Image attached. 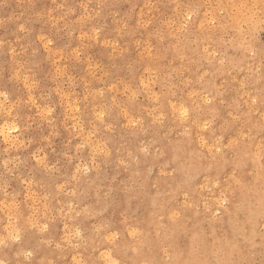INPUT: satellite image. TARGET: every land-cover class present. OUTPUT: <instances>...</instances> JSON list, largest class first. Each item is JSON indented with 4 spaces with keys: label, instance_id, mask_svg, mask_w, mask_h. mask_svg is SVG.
Masks as SVG:
<instances>
[{
    "label": "rangeland",
    "instance_id": "374dc122",
    "mask_svg": "<svg viewBox=\"0 0 264 264\" xmlns=\"http://www.w3.org/2000/svg\"><path fill=\"white\" fill-rule=\"evenodd\" d=\"M227 3L0 0V91L7 92L10 107L17 105L9 122L20 130L11 134L20 142L15 145L0 136V236L19 230L22 237L0 248V258L9 264H73V256L95 261L106 248L94 229L105 224L119 233V258L129 264L264 260V182L256 155L264 115L251 103L264 88V31L256 35L257 55L250 57L239 47L238 26L222 27L221 6ZM47 40L53 41L51 52L44 47ZM57 68L66 75L57 76ZM149 76L156 83L136 97L134 111L109 119L98 131L96 112L124 109L128 95L122 85L134 87ZM25 78L35 87H25ZM155 96L161 97L159 105ZM206 98L217 108L208 130L181 124L171 110L181 102L190 109L200 105L201 115L212 120ZM49 107L51 124L39 114ZM238 108L244 110L239 127L228 139L239 135V146L227 156L209 151L213 131L219 134L227 113L235 117ZM153 110L161 121L153 123ZM128 119L141 125L133 128ZM245 128L247 135L241 134ZM89 133L93 146L78 151ZM201 135L210 146H202ZM145 147L146 153L140 151ZM37 152L48 168L36 163ZM84 165L90 172L77 174L76 166ZM221 193L230 206L212 219ZM174 212L182 216L178 223L170 219ZM44 223L49 227L41 231ZM65 225L70 232L79 228L85 239L69 242Z\"/></svg>",
    "mask_w": 264,
    "mask_h": 264
},
{
    "label": "snow or ice",
    "instance_id": "6c2138e0",
    "mask_svg": "<svg viewBox=\"0 0 264 264\" xmlns=\"http://www.w3.org/2000/svg\"><path fill=\"white\" fill-rule=\"evenodd\" d=\"M63 7V5L61 6ZM191 14L188 15L187 19L191 20ZM212 26H215L216 21H210L209 22ZM183 27H187V25H184ZM201 29H204V25L201 24L200 25ZM91 38V37H90ZM99 37L97 36L96 39H98ZM158 38L162 39L163 37H159ZM46 38L41 36L40 40L41 42H43ZM50 45H53V41L52 40H47V43H44V47L46 49L49 50V52H51V48L49 47ZM240 49L249 53L250 57H255L257 55V49L255 47L249 49L245 44H241L239 45ZM204 52L207 53L209 56L214 55L212 52L209 51L208 48L204 49ZM75 56L76 58H79L81 56V52L79 50L75 51ZM260 56L262 61H264V48H262L260 50ZM219 63L221 66L224 65L225 60L224 59H220ZM66 75V73L61 69V68H57V76H63ZM20 74L17 73V78H19ZM69 79H71V77H69ZM201 79H204V77H201ZM156 83V79L153 78L152 76H149L147 78V81H140L138 84H136L134 87L133 86H129V85H122L124 87V91L125 94L128 95V105H126V107L124 109H120L119 107H115L113 108L111 111L106 110V109H101L99 111L96 112L95 114V121L98 122L99 124V130H102L103 127L105 126L106 122L109 119H112L114 117H119V116H124V117H128L129 112L134 111V107H135V102H136V97L144 92V91H151L152 86ZM261 83L264 84V72H262V76H261ZM25 87L29 88V90H31L32 87H35L34 83H29L28 79L25 78ZM115 87V85L113 86ZM247 87V85L245 83H241V88ZM0 94H5V97H8L7 92L4 91H0ZM98 95L103 96L104 92L101 91L100 93H98ZM192 96L195 97L197 96V93H192ZM29 101L32 104H36L35 99H33L31 96L28 97ZM153 99L156 101L157 105L160 104L161 102V97L160 96H155L153 97ZM164 101H167V96L164 97ZM22 103V101H21ZM193 103H195V101L193 100ZM251 103L253 105L259 104L260 105V112L262 115H264V88L261 89L260 91V95L255 98L252 99ZM203 104L204 106L208 109L209 112H211L212 114V120L209 119H205L201 113L203 111V109L200 108V105H196L195 108L190 109V107H186L184 102L179 103V105L177 104H173L172 110H173V114L177 115V118L180 120L181 124L184 123H190L193 127H198L201 130H208L211 126H212V121L216 120V116H217V108L213 106V100L212 99H204L203 100ZM71 107V105H70ZM17 108V105H12L11 107L9 106V102L7 99V103H5L4 105L0 106V117H3V122L0 123V136L4 137V140L6 143L9 142V137H11V134L16 133L17 135H19V128L17 126V122L13 121V122H9V118L12 117L13 115V109ZM75 112H79V108H75L74 109ZM162 111V110H161ZM243 108H238L237 109V115L235 117L232 116L231 112L227 113V116L229 117L228 119L225 120L224 124L221 126L220 130H219V134H217L215 131H213V141L211 142V146L209 148V151H214L217 154H220L222 156H227L230 155L231 152L230 150H234L236 149L239 144H240V136L237 135L235 139L229 140L228 136L233 134V131L235 128L239 127V121L241 119L240 114L241 112H243ZM40 116L42 119H46L48 120L49 124L52 123L50 117L53 115V109L52 108H46L45 110H42L40 113ZM250 114V113H249ZM150 116L153 117V123L159 122L162 119L161 115H156L155 114V110H153L152 113L149 114ZM71 119L73 121H77V117L75 115H73L71 117ZM7 124V133H5L4 129H3V125ZM128 124L130 126H132L133 128H137L141 125V121L137 120V119H128ZM75 127H78V121L75 125H73ZM107 127L109 129H111L112 125L108 124ZM259 128H260V137H261V144L259 145V153H257L256 155L259 158L260 161V176H261V180L262 182H264V119L260 120L259 123ZM250 131V129H242L241 130V134L243 135H247V133ZM185 136L190 135L189 130L186 128L185 129ZM195 135H200L199 133H194ZM93 133H89V139L85 140V142L83 144H79L77 145V150L79 151L80 148L86 147V146H93L90 141H91V137H92ZM200 140H201V144L204 147H208L209 145V140H205L204 137L201 135L200 136ZM13 145H15L16 141L12 140ZM95 150L103 152L102 148H99L98 146L95 148ZM43 150H41L42 152ZM140 151L143 152H147L148 149L142 148L140 149ZM41 152H37L35 154L36 156V163L40 164L42 167L44 168H48V162L46 160V158L44 156L41 155ZM129 155H131V153H129ZM71 159V158H69ZM95 163V157L93 158V164ZM123 163V161L121 162ZM254 163V161H253ZM249 166H251V163L249 164ZM5 167H7V162H5ZM55 170V165L52 166L51 171ZM235 172V169L233 170ZM81 172H83L84 174H87L90 172V167L88 165H84L83 168H81V166H76V173L80 174ZM75 178V177H74ZM27 182V181H26ZM237 184H239V181H237ZM61 190L64 189V185H60ZM209 191H211V189H209ZM72 195H75V193H71ZM227 206L229 205V201L228 199L225 197L224 193L220 194V199L218 200V204L217 207L214 210H210L211 211V218L215 219L218 218L222 212L227 211ZM171 210V209H169ZM237 212H239V208L236 209ZM180 212H183L185 214H187V209H181ZM79 215V214H78ZM261 222L264 223V199H262V204H261ZM170 219L175 222L178 223L180 222V220L182 219V216L179 212H174L173 215L170 217ZM9 220H11V216L9 217ZM32 227L35 228L37 227L36 223L32 224ZM49 225L47 223H44L42 225V227L40 228L41 231H46L48 229ZM65 229H66V238L69 239V242H71V238L75 237L78 240L83 241L85 239V234H82L81 230L79 228L75 229L72 232H69L67 230V225H65ZM103 229V231H102ZM96 235L101 236L103 239V243H102V247L106 248V249H110V251H104L100 253V258L95 260V261H91V260H87L84 259L83 256H81V258L77 259L76 256H73V264H129L128 261H125L121 258H119L121 256V253L119 251L118 245H119V233H113L112 229L105 224H101L99 227L94 229ZM111 233V234H110ZM133 236H135V232L132 233ZM6 238L8 239V241H12V242H20L22 237L20 235L19 230L10 232ZM57 247H59V245H57ZM74 247L76 248H80V244L77 243L74 245ZM135 251V249H133ZM26 256H31L32 253L31 252H27L25 253ZM147 264V262H146ZM180 264H183V262H180ZM188 264H193V262L189 261ZM210 264H244V262L242 261H231V262H224V261H212L210 262ZM260 264H264V260H261Z\"/></svg>",
    "mask_w": 264,
    "mask_h": 264
},
{
    "label": "clouds",
    "instance_id": "9594fccd",
    "mask_svg": "<svg viewBox=\"0 0 264 264\" xmlns=\"http://www.w3.org/2000/svg\"><path fill=\"white\" fill-rule=\"evenodd\" d=\"M62 5H60L61 7ZM225 16L222 17V27L229 28L235 23L237 31L243 39V43L249 49L255 47L256 35L259 31H264V0H258V3L253 0H228L226 5L221 6ZM23 30V25H21ZM256 48V47H255ZM0 106L7 103L8 97L5 94H0ZM7 133L8 125L2 126ZM9 137V141L12 140ZM16 143H20L16 141ZM8 246V239L5 236H0V248ZM0 264H9L6 259L0 258Z\"/></svg>",
    "mask_w": 264,
    "mask_h": 264
},
{
    "label": "bare ground",
    "instance_id": "6f19581e",
    "mask_svg": "<svg viewBox=\"0 0 264 264\" xmlns=\"http://www.w3.org/2000/svg\"><path fill=\"white\" fill-rule=\"evenodd\" d=\"M202 24V23H201ZM209 24V23H208ZM52 25V24H51ZM96 32V31H95ZM135 41V40H134ZM15 54V53H14ZM55 54V53H54ZM12 56V55H11ZM46 109V108H45ZM172 110V109H171ZM177 117V116H176ZM210 146V145H209ZM163 167V166H162ZM168 193V192H167ZM177 203V202H176ZM180 210V209H179ZM15 218V217H14ZM8 230V229H7ZM70 232V231H69ZM98 248V247H97ZM107 251V249H106ZM166 257V256H165Z\"/></svg>",
    "mask_w": 264,
    "mask_h": 264
}]
</instances>
